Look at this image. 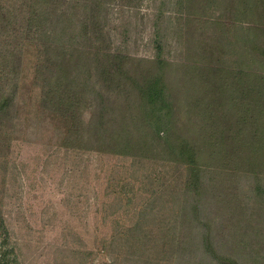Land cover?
I'll return each instance as SVG.
<instances>
[{"label":"rangeland","instance_id":"rangeland-1","mask_svg":"<svg viewBox=\"0 0 264 264\" xmlns=\"http://www.w3.org/2000/svg\"><path fill=\"white\" fill-rule=\"evenodd\" d=\"M11 2L0 0V90L15 106L12 119L0 112V264H223L211 249L264 264V0H106L104 47L125 59L114 76L124 85L106 91L100 71L72 72L78 137L66 129L61 88L62 101L43 106L42 85L63 74L44 69L40 32L9 17ZM96 37L66 42L98 61ZM157 59L175 109L160 139L139 93ZM93 90L109 111L99 115ZM100 117L134 145L108 149V134L89 132ZM138 138H154V149L138 151ZM188 168L204 175L209 203L229 199L207 209L198 234L211 228L212 245L196 252V229L182 247L162 240L190 203Z\"/></svg>","mask_w":264,"mask_h":264},{"label":"trees","instance_id":"trees-1","mask_svg":"<svg viewBox=\"0 0 264 264\" xmlns=\"http://www.w3.org/2000/svg\"><path fill=\"white\" fill-rule=\"evenodd\" d=\"M43 1L46 6L44 11H34V4L39 5ZM106 6V0H15V4L11 2V5L9 6V17L13 21L19 20L25 22L27 20L24 27L32 25V27L36 28L34 33L37 31L40 32L39 36L41 38L39 43L42 47L43 45L46 46L42 51H46V56L48 57V59L44 58L46 60L44 61L46 65L44 69L48 73H51L53 68L59 69L60 72H62L63 77L58 86H53V84L49 83L42 85L43 88L48 87V90H50L49 94L43 96V106L45 104L50 105L53 101L61 100L58 94V88H61L65 95V97L63 96L65 100H61L65 105V110L63 112H65V115L71 117L66 121L67 125L65 123L66 129L68 133H72L75 137H78L79 133L84 135V130L82 129V125H79L80 123L75 122V117H77V107L75 108V111L72 108L77 105L75 102V95L72 93L76 87L74 86L76 85V82L71 75L72 72L76 69L77 71H84V73L89 72V74H91L90 72L92 70L95 72L100 71L98 74L105 79L103 87L106 91L118 90L124 85L119 78L114 76L116 74L118 76H124L123 66L120 64L119 60L123 61L125 59H120L121 57L114 56L115 54L106 53L109 52L108 45L104 47L105 41L103 37L105 26L102 22L105 21L104 18L106 15H104V13L106 14ZM16 8H22L20 11L23 9L29 10L30 13H27L28 18L26 19L17 16ZM78 9H82L84 19L80 18V13L77 12ZM51 21H53L55 25ZM45 23L47 25L53 24L52 28H49L50 31H47L44 28ZM13 30L17 33L16 29ZM90 33H97L96 40L97 42L99 41V46L97 47L98 52L96 55H98V61L96 59H89L90 53L88 50H81L80 48H73L71 50V45H68L66 42V39H68L74 43L75 40L80 37L89 40ZM18 39V37L11 35L10 40H13V43ZM46 41H48L47 44ZM55 42L58 44H55ZM102 51H105V53ZM92 62L95 64L94 68ZM152 64H155L154 69L155 71L157 70V72L150 76L148 75L147 78H140L142 86L140 89L141 92L139 93L143 99V108L145 110L144 118L146 123L144 124L146 127L153 128L152 134L155 139H160L161 134L167 130L166 128L168 125L173 123L171 119L174 115L175 109H173V106H171L169 102V99H171V93H169V84L167 83L165 74H163L162 70V66L164 68V62L157 59ZM40 72L41 71L38 69V74H40ZM145 74H149V70ZM130 83L134 84L133 81ZM15 89L17 90L16 83ZM93 92L96 99L100 101L99 106H101V112L99 115H101L104 110L109 111L108 107L102 103V94L100 93V95H98L94 90ZM3 96L4 95L0 90V112L1 114L9 115V118L12 119L11 110L15 108L14 102L12 101L14 98L4 96L7 99L4 103ZM43 106L42 109L44 108ZM68 111L70 113H68ZM17 115L18 113L15 114V118H17ZM91 124L92 128L89 127V132L94 133V136L98 137L100 133L108 134L110 139L107 147L111 151L114 149L113 147L129 148L134 145V141L124 133L125 129L116 123L104 122L102 121V117H100L96 122ZM115 127L118 129L114 130ZM154 138L151 140H142V138H138V149H140L138 151H142V153L152 151V149H154ZM187 172L189 173V180L185 184L186 191L181 195H185L190 203H185L184 207L180 208L178 214L176 213L177 218L175 217L171 232L165 233L162 238L165 242H174L178 247H182L187 240L191 241L194 229H196L198 234L199 229L201 228L200 226H205L203 217H209V211H207V209L211 208L213 212H211L212 214L217 213L218 210L212 208L223 206V202L229 201L228 198H223L224 200L222 199L218 202H214V204L209 203V199L206 198L205 195V188H203L204 175H200L202 172L196 168H188ZM212 200L214 199L212 198ZM210 230L211 228H209V232L206 234L204 232L198 234L196 240L197 243H195V252L197 251L196 244L198 245L202 242L207 249L212 245V231L210 233ZM184 251L185 250H182V253H184ZM205 252L206 251H204V253ZM210 252L215 260H218L223 264H239L228 256L218 254V252L221 251L217 252L216 250L211 249Z\"/></svg>","mask_w":264,"mask_h":264}]
</instances>
